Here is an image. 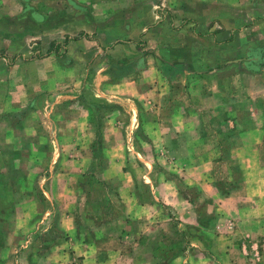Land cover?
<instances>
[{
    "label": "rangeland",
    "instance_id": "obj_1",
    "mask_svg": "<svg viewBox=\"0 0 264 264\" xmlns=\"http://www.w3.org/2000/svg\"><path fill=\"white\" fill-rule=\"evenodd\" d=\"M102 2L93 35L114 48L97 63L109 69L112 93L87 84L41 109L37 121L47 123L33 122L25 106L0 123V264H264V187L246 180L264 178V135L251 133L264 134V125L207 121L196 135L170 134L165 124L158 135L154 125L171 115L169 106L155 107L174 103L177 68L189 72L187 63L213 44L203 36L244 30L255 15L258 22L264 0H115L112 9ZM149 11L157 23L146 19ZM138 16L151 25L139 26ZM175 30L200 44L172 51ZM243 89L222 116H261ZM174 142L198 155L174 154ZM168 192H178V202ZM130 193L145 208L132 212Z\"/></svg>",
    "mask_w": 264,
    "mask_h": 264
},
{
    "label": "crops",
    "instance_id": "obj_2",
    "mask_svg": "<svg viewBox=\"0 0 264 264\" xmlns=\"http://www.w3.org/2000/svg\"><path fill=\"white\" fill-rule=\"evenodd\" d=\"M102 1L106 3V9L114 7L115 0ZM84 2L86 8L81 5ZM98 5V0H0V123L12 122L18 113L16 111L24 106L23 112L26 111V116H31L33 122L47 123L48 118L44 117L37 121L39 115L43 114L41 109L51 106V102L53 105L61 102L60 99L66 97L64 93L83 91V87H87V84L93 83L95 89L100 88L101 93L105 91L107 96L112 93L115 82H108L112 78L109 77V69L105 67L99 70L97 67L102 56L108 59L114 52V48L108 46L110 41L107 37L99 38L93 35L100 29L96 17L93 18L94 9ZM233 6L237 7L238 4L233 3ZM154 12L156 13V10ZM51 13L57 14L51 16ZM138 13L141 15L143 11ZM148 13L145 14L146 19H151L153 22L151 11ZM254 17L255 19L251 20L244 30L234 28L228 32L226 28L217 31L216 35L203 36L209 41L213 40V44L206 46L207 48L199 52L200 56L192 58V62L187 63L189 72L177 68L173 74L175 76H172L178 82L171 92L174 103L172 101L168 105L160 103L155 107L160 111L167 106L171 109V115H167L166 120H159V117L155 120L156 134H164L166 131L162 124L169 127L170 134L176 135L201 133V128L207 121L211 124H220V127L224 124H232L235 127L242 123L256 122L264 125V17L258 22V16ZM129 18L131 19V16ZM136 18L139 26L151 25L150 22L146 23L144 17ZM112 21L113 16L105 21V35ZM159 25L162 23L158 22L150 29L158 30ZM180 28L182 32L187 31L189 25L184 24ZM79 32L84 33L79 35ZM223 33L226 34L221 39L220 35ZM216 37H218L217 41ZM195 40L180 36L177 32L175 37L169 38L172 51L179 45L193 42L200 44ZM104 48L107 50H103ZM177 50L180 51V47ZM197 52L192 53L191 56ZM210 63L213 66H209ZM98 76L101 77L100 84ZM181 79L183 82L186 81L185 85L179 83ZM245 80L248 83H243ZM136 85L139 83L136 82ZM29 87L32 96L30 103L27 102L30 99H25ZM239 87L241 89L244 87V99L249 101L250 106L252 107L254 102L252 108L261 111V116L256 117L255 121L254 117L221 115L224 110L225 112L234 110V102L240 99L237 97L240 95ZM179 89L181 93H178ZM204 115L206 119H203ZM232 131H236V128ZM251 133L264 135L252 130ZM186 149V146H176L175 142L171 147V151H175L174 154L182 151L183 154L198 155L193 147L190 149L191 152H185ZM249 178L252 179V183L248 186L264 187V178L254 176L246 180ZM198 183L206 190L204 183ZM152 188L153 193L163 195V187L154 184ZM130 195L132 198L130 202L134 204L132 212L137 213L139 207L145 208L142 206L144 203L142 200L137 201L132 193ZM166 195L169 201L177 199L178 202L180 197L178 192L175 197L173 192L165 193ZM162 199L165 201L163 197ZM191 215L192 213L185 212V217Z\"/></svg>",
    "mask_w": 264,
    "mask_h": 264
}]
</instances>
